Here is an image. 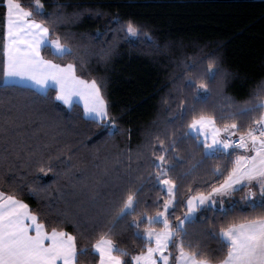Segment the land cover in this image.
<instances>
[{
	"label": "trees",
	"instance_id": "16d2710c",
	"mask_svg": "<svg viewBox=\"0 0 264 264\" xmlns=\"http://www.w3.org/2000/svg\"><path fill=\"white\" fill-rule=\"evenodd\" d=\"M20 2L35 12L34 0ZM42 3L46 12L63 14L55 33L72 47L73 55L54 54L49 47H43L41 55L56 64L74 63L77 75L102 82L109 117L118 130L110 133L106 120L86 118L78 104L67 108L59 103L54 89L48 91L50 98L42 101L44 93L4 83L6 6L0 0V191L27 203L46 230L63 229L76 236L77 247L88 248L78 264H99L92 245L108 233L107 226L99 222L117 211L125 189L142 187L140 196L145 203L141 210L147 208L152 215L157 211L158 198L161 202L166 198L155 175H149L156 172L152 152L160 154L157 137L165 141V146L169 139H176V148L186 161L173 175L192 169L177 194L179 200L189 194V187L192 194L208 191L206 185L219 179L213 173L217 166L231 167L226 155L205 156L187 124L201 112L215 116L218 126L230 123V114L251 100L257 86L264 84V0ZM34 18L49 19L46 15ZM128 21L140 26L152 40L144 35L129 37L121 28ZM208 54H215L223 73L211 86L208 102L197 104L192 97L197 94V77L204 65L187 76L183 73L189 60ZM189 77L197 78L195 86H185ZM180 100L189 107L182 110ZM237 123L241 131L246 129L244 120L237 118ZM37 161H43L45 167L51 164L53 170L41 173L35 167ZM243 195L237 191L234 201H240ZM186 211L180 203L174 216L169 215L173 226L174 217L183 219ZM252 215L243 201L228 217L221 215L219 207H203L184 225L189 233L185 247L190 240L193 251L211 254L220 249V243L210 226ZM153 227L161 229L162 225ZM136 231L121 222L110 238L117 247L136 255L146 250ZM168 251L175 255L171 246ZM125 260L130 261V256Z\"/></svg>",
	"mask_w": 264,
	"mask_h": 264
},
{
	"label": "snow or ice",
	"instance_id": "6c2138e0",
	"mask_svg": "<svg viewBox=\"0 0 264 264\" xmlns=\"http://www.w3.org/2000/svg\"><path fill=\"white\" fill-rule=\"evenodd\" d=\"M4 4L6 30L2 75L5 78L33 81L44 90L42 101L50 98L48 91L51 88L56 89L55 99L70 107L73 95H78L84 100V112L88 117L97 122L106 120L111 125L110 133L117 131L115 121L109 117L102 82L77 75V65L74 63L56 64L41 55L42 47L54 48V54L61 56L73 55L72 47L62 42L55 33V26L63 14L46 12L42 0H34L35 12L32 8H25L20 0H4ZM34 15H46L49 19L37 20ZM116 23L120 24V21L116 20ZM121 28L129 37L144 35L149 41L152 40L148 33H142L140 26L132 21L122 24ZM202 64L204 67L200 71ZM192 70L200 71L197 94L192 100L197 104H206L212 94L211 86L217 83L223 69L215 54H208L189 60L183 74L187 76ZM197 78L189 77L185 86H195ZM179 107L183 110L189 105L180 100ZM191 107L195 110V105ZM237 118L246 123L244 131L240 130ZM229 119L230 123L218 126L215 116L201 112L187 124L190 133H196L198 146L203 147L205 156L226 155L231 167L214 168L213 173L219 179L206 185L209 190L192 194L193 190L189 187V194L183 200H179L177 194L192 169L173 175L176 169L186 163L176 148L177 140L169 139L165 146L163 139L156 138L161 146L160 154L152 152L156 172L149 175H155L157 183L163 186L166 198L162 202L158 198L157 211L152 215L147 208L141 210L145 203L140 196L142 187L129 186L125 189L119 198L117 211L99 222L108 229V233L101 235L92 245L99 256V264H130V261L134 264H169L170 257L174 264H264V84L258 85L252 99L245 101L242 107L230 114ZM170 135L174 136L175 133ZM239 150L245 154H240ZM35 167L41 173L53 170L51 164L45 167L43 161H37ZM237 191L244 192L240 201L254 215L210 226L211 234L220 243V249L212 250L211 254L193 251L190 240L186 248L185 241L189 233L184 227L185 221L191 222L194 214L205 205H218L221 215L228 217L240 203L231 199ZM226 201L228 207L225 206ZM180 203L184 204L187 211L183 219L174 217L173 226L169 215L174 216ZM121 222H127L129 227L137 230L134 234L145 242V251L131 255L126 249L114 244L110 234ZM157 224L163 225L160 231L153 227ZM142 225L143 231L140 230ZM169 246L175 249V255L171 251L166 253ZM221 250L223 256H220ZM87 253V247H77L76 236L72 233L57 228L46 230L27 203L0 192V264H58V261L62 264H78L80 255ZM127 256H130V261L125 260Z\"/></svg>",
	"mask_w": 264,
	"mask_h": 264
},
{
	"label": "crops",
	"instance_id": "0c3cea01",
	"mask_svg": "<svg viewBox=\"0 0 264 264\" xmlns=\"http://www.w3.org/2000/svg\"><path fill=\"white\" fill-rule=\"evenodd\" d=\"M53 52L55 53V49L52 48ZM4 83L6 84H9V85H20V86H24V87H29V88H32L34 89L35 91L39 92V93H44V90L40 88V86L36 85L33 81L31 80H28V79H21V78H5L4 77ZM51 89H54L55 92H56V89L55 88H51ZM59 103L63 104L64 106H66L67 108H70L69 105L65 104L63 101H60V100H57ZM75 104H78L82 107L83 109V113H84V116L88 119H91L90 117H88L85 112H84V100L83 98H81L80 96L78 95H73L72 97V106L75 105ZM71 106V107H72ZM93 120V119H92ZM1 192V191H0ZM7 196V195H6ZM209 207H212V206H209ZM218 207V206H216ZM47 242V241H46ZM58 264H62V262H59L58 261Z\"/></svg>",
	"mask_w": 264,
	"mask_h": 264
},
{
	"label": "rangeland",
	"instance_id": "374dc122",
	"mask_svg": "<svg viewBox=\"0 0 264 264\" xmlns=\"http://www.w3.org/2000/svg\"><path fill=\"white\" fill-rule=\"evenodd\" d=\"M5 30H6V29H5ZM42 48H43V47H42ZM42 48H41V50H42ZM100 122H101V121H100ZM106 125H107L106 127H110V128H111V125H108L107 122H106ZM191 133H192L193 135H196L195 132H191ZM200 135L202 136L203 133H201ZM221 135H223V134H221ZM241 151H243V150H241ZM161 186H162V185H161ZM162 187H163V186H162ZM231 199L234 200V199H233V196L231 197ZM209 206H211V205H205L204 207H209ZM217 206H218V205H217ZM225 206H229L228 203H227V201H226ZM212 207H216V206H212ZM218 207H219V206H218ZM201 209H202V208H201ZM199 210H200V209H199ZM197 212H198V211H197ZM197 212L194 214L193 219L195 218ZM193 219H192V220H193ZM187 222H188V221H185V224H186ZM161 225H162V224H161ZM162 228H163V225H162L161 229H162ZM155 229H156L157 231H160V230H161V229H157V228H155ZM169 247H170V246H169ZM168 250H169V249H168ZM168 250H166V253H167ZM157 255H159V253H157ZM161 264H162V262H161ZM169 264H171V257H170V260H169Z\"/></svg>",
	"mask_w": 264,
	"mask_h": 264
}]
</instances>
